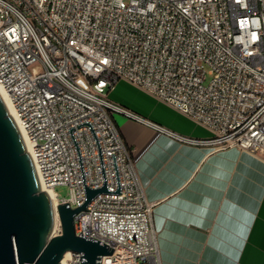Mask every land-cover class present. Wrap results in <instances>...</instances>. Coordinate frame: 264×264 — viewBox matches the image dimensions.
Here are the masks:
<instances>
[{"label":"built area","instance_id":"2783aa9c","mask_svg":"<svg viewBox=\"0 0 264 264\" xmlns=\"http://www.w3.org/2000/svg\"><path fill=\"white\" fill-rule=\"evenodd\" d=\"M120 80L191 116L211 135L178 133L113 101ZM0 84L56 207L86 200L71 127L88 186L103 185L104 174L92 129L78 124L92 123L111 190L118 188L115 153L121 192H99L75 215L76 234L114 248L100 264H163L156 202L147 198L114 114L181 143L237 147L264 159V0H8V11L0 4ZM59 184L69 185L68 197H60ZM68 252V264H83L81 252Z\"/></svg>","mask_w":264,"mask_h":264},{"label":"crops","instance_id":"0c3cea01","mask_svg":"<svg viewBox=\"0 0 264 264\" xmlns=\"http://www.w3.org/2000/svg\"><path fill=\"white\" fill-rule=\"evenodd\" d=\"M135 86L113 101L178 133L206 138L191 116ZM119 82V81H118ZM114 119L134 153L163 264H264V159L237 147L181 143L120 113Z\"/></svg>","mask_w":264,"mask_h":264},{"label":"water","instance_id":"95a60500","mask_svg":"<svg viewBox=\"0 0 264 264\" xmlns=\"http://www.w3.org/2000/svg\"><path fill=\"white\" fill-rule=\"evenodd\" d=\"M84 124L90 126L98 144L104 183L99 187L87 185L73 126L70 130L80 155L86 200L76 208L70 207L69 202L55 207L47 190L41 189L31 153L0 95V264H62L68 251L81 252L83 264H100L102 256L113 253L114 248L105 242L85 232L78 235L75 231V215L87 209L97 193H120L122 190L115 153L118 188L111 190L97 134L91 121L78 125ZM58 217L62 233L56 235Z\"/></svg>","mask_w":264,"mask_h":264},{"label":"bare ground","instance_id":"6f19581e","mask_svg":"<svg viewBox=\"0 0 264 264\" xmlns=\"http://www.w3.org/2000/svg\"><path fill=\"white\" fill-rule=\"evenodd\" d=\"M0 4H1V11H8V0H0ZM0 95L10 113V115L15 119V121L17 122L18 124V121H17V114H16V110H15V106L9 96V93L7 92V90L3 87V85L0 84ZM19 126V124H18ZM19 129H20V132L22 134V137L24 139V142L26 144V147H27V151L31 153L32 151V146H31V143L29 142V138H28V135L27 133L25 132L24 129H22L20 126H19ZM41 189L42 190H47V192L49 193L50 197L52 198L53 202H54V205L56 207V200L54 199V196H53V191L48 189L46 186H44L43 184H41ZM70 256V253L67 252L62 260V264H68L67 263V259L69 258Z\"/></svg>","mask_w":264,"mask_h":264},{"label":"rangeland","instance_id":"374dc122","mask_svg":"<svg viewBox=\"0 0 264 264\" xmlns=\"http://www.w3.org/2000/svg\"><path fill=\"white\" fill-rule=\"evenodd\" d=\"M210 79V76H209ZM208 79V80H209ZM208 80L206 82H208ZM117 87L119 88V90L121 89L123 92H127V93H131V94H137V91L135 88V86H132L130 84H126V82L124 81H119L117 83ZM208 132H210V130L207 128ZM56 191L58 192V194H60V197H68L70 195V187L67 184H59L56 186ZM58 228L60 227V229L62 230V226H61V222L60 220H58Z\"/></svg>","mask_w":264,"mask_h":264}]
</instances>
